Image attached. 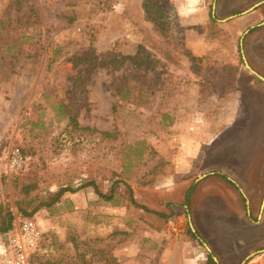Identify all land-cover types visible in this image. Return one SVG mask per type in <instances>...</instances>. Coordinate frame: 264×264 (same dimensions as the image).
<instances>
[{
    "label": "rangeland",
    "instance_id": "rangeland-1",
    "mask_svg": "<svg viewBox=\"0 0 264 264\" xmlns=\"http://www.w3.org/2000/svg\"><path fill=\"white\" fill-rule=\"evenodd\" d=\"M259 1L0 0V204L41 230L28 264H264Z\"/></svg>",
    "mask_w": 264,
    "mask_h": 264
},
{
    "label": "built area",
    "instance_id": "built-area-1",
    "mask_svg": "<svg viewBox=\"0 0 264 264\" xmlns=\"http://www.w3.org/2000/svg\"><path fill=\"white\" fill-rule=\"evenodd\" d=\"M6 169L18 172L23 169L29 157L18 147L8 150L4 155ZM41 238V230L34 218H25L8 232L7 241L0 246L2 264H28Z\"/></svg>",
    "mask_w": 264,
    "mask_h": 264
},
{
    "label": "trees",
    "instance_id": "trees-1",
    "mask_svg": "<svg viewBox=\"0 0 264 264\" xmlns=\"http://www.w3.org/2000/svg\"><path fill=\"white\" fill-rule=\"evenodd\" d=\"M145 6L148 7V3H146ZM148 11H149V8H148ZM163 18L164 17H163L162 14L158 15L157 12H156V16L154 17V23L157 26V28L160 29V30H166L165 19H163ZM9 45H11V44H9ZM72 60L75 62V65H79L83 61L88 60V57H86V56L83 57V55H76V56L72 57ZM105 134L111 135V132H106ZM88 185L94 187V190H95V192H96V194L98 195L99 198H101L103 200H106V201H109V200L112 199V193H110V194L102 193L101 191H99L97 189V187L95 186V184L93 182L85 183V184H83L81 186L83 187V186H88ZM34 187H35V184H32V185L31 184H29V185H25L24 184V185L21 186V191L24 194L28 195V193L31 190V188H34ZM77 189L71 188V187H62L56 193H54L52 196H50L47 200L42 201L39 204L50 206V205L54 204L55 202H58L59 199L61 198V196L66 191L75 192ZM188 195H189V191L186 192V196H185V199H186L185 202L186 203L189 202ZM130 200L135 206L147 209L145 206L139 205L134 199H130ZM37 208H38V206L34 207L31 211L24 210V213L27 216H31L35 212V210ZM13 227H14V224H13V214H12V212L9 210V208L6 205L3 206L2 204H0V233L8 232ZM207 263L208 264H215L214 261L212 260V258H210V256H208V258H207Z\"/></svg>",
    "mask_w": 264,
    "mask_h": 264
},
{
    "label": "water",
    "instance_id": "water-1",
    "mask_svg": "<svg viewBox=\"0 0 264 264\" xmlns=\"http://www.w3.org/2000/svg\"><path fill=\"white\" fill-rule=\"evenodd\" d=\"M262 2H263V0H262V1H259V2H257V3H255L254 5H252L251 7H249L248 9H253L255 6L259 5V4L262 3ZM213 7H214V5H213ZM212 13H213V11H212ZM242 58H243V61H244L245 66L248 68V70H249L252 74H254L256 77H258L260 80L264 81V77H263L261 74H259L258 72H256L254 69H252V68L250 67V65L247 63V61H246L244 55H242ZM205 175H206V174H203L202 177L205 176ZM246 203H247V201H246ZM263 206H264V195H263V197H262V202H261V205H260L261 209L263 208ZM190 226H191V229L194 230L193 227H192V224H191V223H190ZM205 245H206V244H205ZM206 247H207L208 251H210V248H209L207 245H206ZM253 254H254V253H251V254L247 255V256L245 257V259L241 262V264H244V263L246 262V260H247L251 255H253ZM212 258L214 259V261H217V259H216L215 256H212Z\"/></svg>",
    "mask_w": 264,
    "mask_h": 264
},
{
    "label": "crops",
    "instance_id": "crops-1",
    "mask_svg": "<svg viewBox=\"0 0 264 264\" xmlns=\"http://www.w3.org/2000/svg\"><path fill=\"white\" fill-rule=\"evenodd\" d=\"M206 176V175H205ZM202 177V176H201ZM204 177V176H203ZM191 193H193V191L191 192ZM190 194V193H189ZM204 195V197H202V199H203V203H205L206 202V200L205 199H207V197H210V195H211V193L210 192H204L203 193ZM214 196V195H213ZM244 197H245V195H243ZM188 199H189V195H188ZM209 201V200H208ZM206 203H208V202H206ZM218 264V263H217Z\"/></svg>",
    "mask_w": 264,
    "mask_h": 264
}]
</instances>
